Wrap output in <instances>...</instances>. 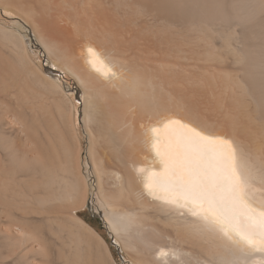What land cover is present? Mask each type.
Returning a JSON list of instances; mask_svg holds the SVG:
<instances>
[{"label":"bare ground","instance_id":"1","mask_svg":"<svg viewBox=\"0 0 264 264\" xmlns=\"http://www.w3.org/2000/svg\"><path fill=\"white\" fill-rule=\"evenodd\" d=\"M87 207L127 264H264V0H0V264H118Z\"/></svg>","mask_w":264,"mask_h":264},{"label":"rangeland","instance_id":"2","mask_svg":"<svg viewBox=\"0 0 264 264\" xmlns=\"http://www.w3.org/2000/svg\"><path fill=\"white\" fill-rule=\"evenodd\" d=\"M65 80V83L68 85L69 88L73 90L74 88V83L71 80L63 79ZM80 99L79 94H75V100L78 101ZM89 208V209H88ZM87 207L83 212L82 216L91 223L97 230H99L100 233L103 234V236L109 241L110 246L113 248V253L115 256V259L117 260L118 264H127V262L123 261L124 258L121 257V255L118 253L117 248L113 245V240L108 236V233L103 229V226L101 223L92 215V208Z\"/></svg>","mask_w":264,"mask_h":264}]
</instances>
